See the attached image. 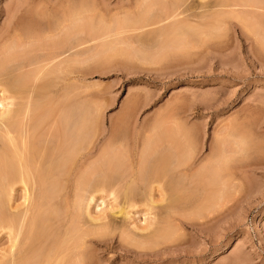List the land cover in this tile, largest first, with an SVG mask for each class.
Wrapping results in <instances>:
<instances>
[{
	"label": "rangeland",
	"instance_id": "1",
	"mask_svg": "<svg viewBox=\"0 0 264 264\" xmlns=\"http://www.w3.org/2000/svg\"><path fill=\"white\" fill-rule=\"evenodd\" d=\"M47 1L0 0V43L5 31L12 29L9 28L11 22L14 23L17 20L16 13L20 15L22 10L26 12L28 9H30L29 11L44 9L49 7ZM53 1L55 4L52 8L54 7L55 11L60 10L58 14L67 8L66 11H72V9L81 11V17L86 18L92 12L89 10L97 7V17L106 13V18L108 16L109 19L110 15V18L115 19L114 22L117 19L122 24V26L120 24V28L119 24L113 23L112 25V21L113 33L106 32L107 36L104 31L94 32L86 30L87 27L82 26L80 37L73 33L74 37H69L68 45L65 46L69 49L70 54V48L73 51L75 43L81 42L79 49H82L80 50L82 56H80L83 58L81 59L83 63L80 64V78L78 81L72 78L68 81H76V85H78L77 82L80 84L79 88L82 87L80 89L82 91V93L80 92L81 99L84 103H91L100 108L98 113L100 115L97 117L100 131L96 140L95 158L102 152V149L105 150L108 147L112 153H119L118 155L123 153L125 156L134 142L132 138L134 140V136L138 135L137 151L147 152L145 154L148 156L146 167L142 173V175L144 174V184L140 191L146 195L145 186L156 185L155 181L161 183V189L166 192L165 198L155 194L154 199L159 205H169L176 211L178 209V212L184 214L186 221L192 223H186L187 225L178 223L177 226H175L177 222L171 223L179 236L177 239L180 238L178 241L176 239L173 243L159 246H154L152 243L145 244L143 247L138 246L134 237L136 241L140 237L132 234L131 231L139 235L142 231L134 226H148L150 222L155 221V218H159L164 206L150 209L147 205V201H149L146 199L147 197L141 195L137 190L136 195L139 196L135 200V205L137 204L135 208L138 207V209L132 208L131 220L130 217L127 220L121 214L114 215L112 213V211H118L121 203L124 202L125 187L120 184L112 187L115 195L108 192L110 190L112 192L109 186V190L101 187L105 192L100 191L98 195L104 196L106 202L101 205L100 209H97L95 201L89 206L93 213L98 214L101 218L100 223L96 226L100 229L98 231L101 232V237L97 238L96 243L89 240L86 244V250L88 249L87 251L92 253L89 263L264 264V0H159L160 2L149 0L150 3L145 0L144 2L149 3L147 9H142V11L145 10V14L138 11L135 6L138 5L137 1L139 0ZM129 1L132 3L130 6L128 5ZM61 2L63 3L61 4ZM170 3L172 7H170ZM173 4H176L175 8ZM123 6L126 7L123 8ZM166 8L170 10L174 8L175 16H178V19L175 18L178 21L183 19V24L186 25L189 22L193 27L196 26V35L194 34L193 38L190 36V39L188 38L192 42L186 40L188 35L177 38V34L171 31L175 27L174 24L182 22H178L174 18L171 19L174 16L167 13L171 12L172 14L173 10H166ZM124 13H128L126 18ZM129 13L130 16H128ZM132 16L134 20L142 19L140 16L146 20H139L141 22L137 24L136 20H132ZM126 19L130 21H127V24L124 23ZM123 24H126V27ZM212 24L213 26H211ZM165 25H171L172 27L167 26L166 28H170V31L175 35L169 31L168 38L166 35L169 34L164 28ZM197 25L200 28L202 26L210 27L199 29ZM208 29L209 32L206 31ZM98 32L101 37H97ZM162 32L163 34H161ZM164 32L167 34L165 35ZM102 33L105 35L103 36ZM198 33L200 37H198ZM75 35L79 37V40L75 38ZM183 36L185 44L180 38ZM73 41L75 42L73 43ZM193 42L195 43L193 44ZM177 43L178 46L175 47ZM182 44L185 45L184 48ZM72 46L74 47L72 48ZM14 47L16 48V46ZM35 54L33 57H38V53ZM127 54L129 55L127 56ZM29 56L32 57L30 54ZM95 59L97 60L95 61ZM72 84L75 85V83ZM1 94L0 97L3 95ZM183 141L190 144L186 155L181 154L180 148L177 146V143ZM229 152L230 155H228ZM181 155H183L182 158L188 157L189 160L183 159L189 164H193V168L196 170L197 175H194L192 183L183 182L178 175L173 176L170 171L174 165L173 162L178 161ZM222 159L225 161V165ZM204 165L209 170L207 174L214 173L213 176H210L218 180V182L216 181L218 185L216 184L213 189L221 190L222 187L226 190L214 191L212 199L210 198L209 202L205 203H203V196L204 193L207 194V182L205 183L204 177L202 176V178L200 173L198 174L200 172L198 170ZM237 173L239 174L238 179ZM219 181L224 182L223 185L221 184L222 186ZM188 196L189 198H187ZM15 200L21 203L23 199L21 200L19 197ZM206 211L207 213H205ZM84 212L86 211L81 212L82 220H85V216L88 217V213ZM133 213L134 215H132ZM84 220L82 221L83 225H86ZM114 221L119 225L124 223L121 226H124L123 229L126 228L113 230ZM0 233V264H4L3 261L7 259L4 255L8 252L11 243L8 235L5 236L6 231H0ZM130 235L133 236V240L130 239ZM130 243L134 245L132 246ZM6 250L7 252H5Z\"/></svg>",
	"mask_w": 264,
	"mask_h": 264
},
{
	"label": "bare ground",
	"instance_id": "2",
	"mask_svg": "<svg viewBox=\"0 0 264 264\" xmlns=\"http://www.w3.org/2000/svg\"><path fill=\"white\" fill-rule=\"evenodd\" d=\"M144 1L145 0L137 1L139 3L138 5L136 4L135 6H137L138 11H141L142 13L145 14L144 12L145 10L142 11V9L144 8L147 9L148 7L147 4H149L150 1L149 0L147 1L149 3ZM47 2L49 4L48 5L49 7H46L41 10L32 9V11H29L30 9H28L27 10L28 12L27 11L23 12L24 10H22L23 14L21 13L20 15L17 14L15 10L14 12L18 16L16 18L17 20L14 21V23L11 22V24L13 23L14 25L12 26L10 24L9 26L11 27L9 28L12 29L10 30L7 29L5 31L6 34L5 33L3 34L4 36L2 37L3 38L2 42L0 43L1 44L0 45V94L1 93L3 94V95L1 94L2 97H0V106H1L0 108V231L3 232L6 231L5 236L8 235V239L11 243L8 248V252L7 250L5 251L8 253V255H6L7 253L4 255L7 257V259L5 257L6 260L3 261L4 264H88L89 260L92 257V253L91 251L88 252L87 251L88 249L86 250L87 248L86 244H88L89 240L96 243L97 238L101 237L100 236L101 232L98 231L100 229L96 227L97 224L100 223L99 221H101L100 220L101 218L99 217L98 214L96 215L95 213H93V210H91L92 208H89V206H91V203L95 201L96 203L95 202L94 203L96 204L97 209H100L101 205L106 202L104 196L102 197L98 195L100 194L99 193L100 191L105 192V190L101 189V187L102 188L105 187L108 190H109L108 186L110 187V189H112V187L114 188V186H116L117 184H120L121 186L123 185L125 187L124 189L125 193L123 194L124 202L121 203L120 205L121 207H119L118 211L115 212H113L112 210L111 211L112 213H114V215L121 214V216H123V218L127 220L131 216L132 208H135V206H137V204L135 205V200H137L136 198H138L139 196L136 195L137 190L141 193V195H145L144 193L142 194L140 189L144 184V179H143L144 174L142 175V173L144 167H146L145 163L148 156L147 154H145L147 152L137 151L138 150L137 148L139 146L137 144L138 135L134 134L136 136H134V140L132 138V141L134 142L128 152L129 154L128 153H127L128 155L126 154L127 157H125L126 155L124 156L123 153H121L120 155H118L119 153L117 152H116L117 154L112 153V151H109L108 149L109 147H108L105 148V150L102 149V152H100L98 157L95 158L96 140L98 139L99 136L98 132L100 131L99 129L100 124L98 123V118H97L100 115V114L98 115L100 108L96 107L91 103L90 104L84 103L82 101L83 99H81L82 91H80V89L82 87L79 88L80 84L78 82H77L78 85H76V81H78L80 78L79 77L81 72L80 64L83 63L81 60L83 59L81 58L82 53L80 52V50L82 49L81 48L79 49V44L81 42L78 43L79 42L78 41L77 43H75V47L72 46V48L74 47L73 51L70 48V52H71L70 54L68 52L69 49L65 47L66 45H68L67 43L69 42L67 41L68 38L69 37L71 38L73 36V33L79 36L80 32L83 30L82 26L87 27L86 30L89 29L90 31H94V32L97 30L98 31L100 30L101 32L104 31V33L107 36L106 32L111 31V33H113L112 31L113 23L119 24L120 27L121 24L119 23L120 21L116 19V22H114L115 19L113 20V18H110L109 15V19H112L110 21L108 19V16L107 18L105 17L106 13L102 14V16L100 15V17L99 16L97 17L96 15L98 13L96 12L97 7L96 8L94 7V9L91 8L93 6L92 3H91L92 6L90 7L91 9L89 10L92 11L91 12L92 14L90 13L89 17L82 18L81 11H74V9L72 8H71L72 11H66L67 8H64L65 11H62L61 14H58V11L60 10L55 11L56 9L54 7L52 8L55 2L53 0H48ZM62 3L63 2H61V4ZM131 4L132 3H130L129 1L128 5L130 6ZM79 5L81 7V3ZM174 5L176 4H173V7ZM125 7L123 6V8ZM149 7L151 8V4ZM170 7H172V4L170 5ZM99 8L98 10H101ZM174 8H172L173 10L172 14L171 12L167 14L174 16L171 17V19L174 18V20L178 21L177 20L178 16H175L176 12L174 11ZM167 9L170 10L169 8H166V10ZM126 14H125V18L127 17ZM122 15H121V19H122ZM128 16H130V13ZM140 17L142 19H145L142 16ZM175 17H177V19ZM132 20H134L133 16H132ZM132 20L130 18V21ZM139 20L138 19L136 20L137 24L141 22ZM182 20H179L182 23H177L176 25L174 24L175 27H173L171 31L177 34V38H179V36L182 35L184 36L188 35L186 40H189L190 39L189 36L193 38L192 36H194V34L196 35L197 32V29L195 28L196 26L193 27V25H191L189 22H188L189 26L187 23L186 26L185 24H183L184 22ZM108 21L110 22L107 23ZM124 21H125L124 23L127 24L128 23L127 21L129 20L126 19ZM126 24H123V26L126 27L125 26ZM167 26L170 27L169 25H165L164 28H166ZM197 26L199 27V25ZM211 26H213V24ZM201 28L199 27V29ZM166 29H167L166 32H168L169 34L171 32L170 28H166ZM209 29L206 31L209 32ZM104 33H102L103 36L105 35ZM178 33H180L181 35ZM97 34L96 35L98 37L99 32ZM161 34H163V32ZM166 34L167 33H165V35ZM76 35L75 38H78L79 40L80 36L76 37ZM166 36L168 37L170 36V34ZM184 36L180 38H182L183 40ZM198 37H200L199 33H198ZM113 39L115 40V38ZM75 41H73V43ZM168 41H170V39H168ZM111 42L114 43V41ZM183 43L185 44L184 40ZM194 43L195 42H193V44ZM103 44L106 45V43ZM103 44L101 45L103 46ZM189 45L192 46L191 44ZM14 46H16V48ZM106 46H110V45L107 44ZM176 46H178V43L175 44V47ZM168 48H171V46ZM186 51L187 50L185 49V52ZM34 52L38 53L39 58L37 56L33 57L34 56L33 54H35ZM29 54L32 55L34 59L31 56H29ZM117 54L119 53L117 52ZM128 55L129 54H127V56ZM90 57L92 58V56ZM147 59L149 60L150 58L148 57ZM96 60L97 59H95V61ZM71 78L75 79L76 81H68ZM71 82L75 83V85L72 84ZM188 145L190 144L184 141L180 142L179 144L177 143V146L180 148L181 154L182 153L183 155L188 154L187 151ZM183 155H181V158L178 161L177 160L176 162H173L174 160L172 161L174 165L171 164L173 165V167H171L170 171L172 172L173 176L176 174L180 177V180H183V182L184 181L188 182L189 184L192 183L194 175L196 174V170H194L193 164L191 163L189 164L188 161L184 160L185 158L187 159L188 157L185 156V158L183 157L184 159L182 158ZM228 155H230V152L228 153ZM223 163L225 165L224 160ZM198 171H197L198 174L200 173L199 175H201V177L202 176L204 177L205 180L204 182L205 183L207 182L206 184L208 189L204 184L205 188L207 189L206 191L207 194L204 193L206 196L202 195L204 197L203 203H205L211 197H213L212 194L213 193L215 194L214 191H223L224 188L222 189L221 187V190L220 189L217 190L218 188L213 189V187H216V184L218 185L217 183L218 180L212 177L213 176L212 174L214 173L210 172L211 174L209 175L207 174L208 173L207 171L209 170L205 165L203 168H200V170ZM238 177L239 174L237 173V179ZM155 182L156 185L150 184L148 185V187L145 186L146 187L145 192H147L145 196L147 197L146 199L149 200L147 201L148 203L147 205H149L148 207H150V209L156 208L158 206H162L161 204L159 205L157 200L154 199L155 194H159L163 197L166 195L164 189H161L162 187L161 183L157 181ZM224 182L219 181L220 185L221 184L223 185ZM227 190L230 191V189ZM108 192H110V194H114L113 192L115 191L114 189H112V192L111 190ZM219 193L218 195H220ZM19 197L21 198V200L23 199L21 203H18L19 201L17 202V200H15ZM163 197L162 199L164 200L165 197L164 198ZM187 198H189V196ZM159 200L161 201L160 198ZM163 206H164V210L161 211L162 215L159 214V218L158 219L155 218L154 219L155 221L150 222L148 226L146 225L139 227L135 224L136 225L135 227L133 223L134 228H137L139 231H142L141 233L139 232L140 235L135 233L134 231H131L132 234L134 233L136 234V236L138 235L140 237L139 240L136 238L137 241L135 240L134 237V241L136 245L143 247V245L148 243H152V245L154 246L173 243L179 236L176 234L177 232L175 231V227L173 228L171 223L177 222L175 226H177L178 223L180 225L181 224L187 225L186 223L188 224L191 223V222L189 223V221L188 222L186 221L187 220L186 217L184 216V214L178 212V209L176 211L173 208H171L169 205L168 206L163 205ZM83 209L88 213V217L86 218L85 216V220L83 219L86 225H83L82 222L83 217L81 216L82 215L81 212L84 211ZM135 209H138V207ZM205 213H207V211ZM132 215H134V213ZM122 224L124 225V223ZM121 225L115 223L114 221V224L112 225L114 229L113 228L112 229L115 231L117 229L121 230V228L123 229L124 227ZM100 227L103 228L104 226L103 227L100 226ZM146 230H151V231L145 233ZM130 237H131L130 239H132L133 236L130 235ZM179 239H177V241ZM152 245L150 244V246Z\"/></svg>",
	"mask_w": 264,
	"mask_h": 264
}]
</instances>
